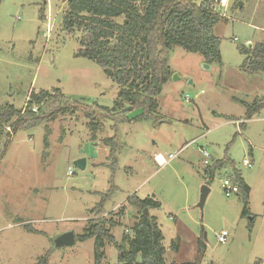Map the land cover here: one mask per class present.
I'll return each mask as SVG.
<instances>
[{
	"label": "rangeland",
	"instance_id": "obj_1",
	"mask_svg": "<svg viewBox=\"0 0 264 264\" xmlns=\"http://www.w3.org/2000/svg\"><path fill=\"white\" fill-rule=\"evenodd\" d=\"M42 5L0 0V105L23 114L31 93L53 97L29 108L46 120L14 132L9 124L0 128V264H92L93 240L76 237L111 189L101 212L116 216L124 209L112 230L118 242L138 216L128 202L135 195L160 204L149 215L163 233L167 263L264 264V72L245 71L238 50L264 41V0H224L215 7L220 62L207 64L199 54L172 47L171 75L148 121H137L139 109L109 113L118 86L76 56L79 34L62 30V0H46L39 19ZM88 109L104 115L95 130L84 117ZM113 138L120 145L116 163L103 143ZM201 148L211 166L226 162L212 179ZM170 153L178 157L158 167L154 157ZM78 159H85L84 170L74 165ZM244 159L252 166H243ZM234 173L250 187L247 215L236 195H224L222 182ZM202 187L209 193L199 208ZM224 231L228 237L220 244L216 237ZM67 232L75 245L55 248L54 240ZM199 242L205 245L200 252ZM105 253L104 264H118L114 247Z\"/></svg>",
	"mask_w": 264,
	"mask_h": 264
},
{
	"label": "trees",
	"instance_id": "obj_2",
	"mask_svg": "<svg viewBox=\"0 0 264 264\" xmlns=\"http://www.w3.org/2000/svg\"><path fill=\"white\" fill-rule=\"evenodd\" d=\"M45 1L43 0L39 19H43ZM212 2L213 0L199 3L196 0H62L64 9L60 25L64 32L79 34L76 56L95 63L118 86L117 99L109 113L115 115L129 106L132 111L141 110L137 121H148L158 113L157 98L171 75L169 53L172 47L177 46L186 52L199 54L207 64L220 62V39L214 35V27L221 18L211 10ZM238 50L244 56L245 71L264 72V41L250 48L241 46ZM50 98L53 97L49 91L31 93L23 114L13 105H0V128L9 124L14 132L18 128L34 127L40 120H46V115H37L29 108L34 104L42 105ZM261 105L264 106V102ZM97 108L102 112L108 111L107 108ZM83 113L93 130L104 117L94 113L92 109ZM248 115H251L250 112ZM103 143L110 149L109 159L116 163L115 153L120 145H116L114 138L106 139ZM225 164V161H217L213 162V166H206L209 168L208 177L212 179L215 172L224 168ZM230 178L238 187L236 196L243 204L242 214L247 215L250 187L237 173ZM111 193L112 189L101 196V202L93 209L97 213L96 217L89 220L82 234L76 237L80 242L93 240L92 264H104L106 246L115 248L118 264H176L165 260L164 237L157 218L142 213L145 208L151 210L160 207L151 198L140 199L135 195L129 197V204L136 207L139 213L130 234L122 236L120 242L115 240L112 230L120 225L124 209L121 208L116 216L102 214V204ZM203 249L205 245L199 242V252ZM171 250H179L178 241L172 243ZM44 262L41 259L39 264Z\"/></svg>",
	"mask_w": 264,
	"mask_h": 264
},
{
	"label": "built area",
	"instance_id": "obj_3",
	"mask_svg": "<svg viewBox=\"0 0 264 264\" xmlns=\"http://www.w3.org/2000/svg\"><path fill=\"white\" fill-rule=\"evenodd\" d=\"M224 0H213L212 4H211V10L216 12V6L221 3H223ZM236 41V40H234ZM31 111L33 113H36L37 112V108L36 107H33L31 109ZM8 132H9V128L7 129ZM200 153L202 155V157L204 158V164L205 166H208L210 165L209 164V160H210V156L208 155V153L206 152V150H204L203 148H201L200 150ZM178 157V153H170V154H167L166 156H163L162 154H157L155 157H154V161L156 163V165L158 167H164L166 165H168L171 161H173L174 159H176ZM243 166L245 167H251L252 164L250 161H248L247 159H244L243 160ZM73 172L71 171V169L69 168L68 169V175L72 174ZM222 188H223V191H224V195L226 197H230L232 195H237L238 194V187L233 184L230 180L228 179H224L223 182H222ZM227 237H228V233L226 231L220 233L217 235L216 237V240L218 243L220 244H224L227 240Z\"/></svg>",
	"mask_w": 264,
	"mask_h": 264
},
{
	"label": "water",
	"instance_id": "obj_4",
	"mask_svg": "<svg viewBox=\"0 0 264 264\" xmlns=\"http://www.w3.org/2000/svg\"><path fill=\"white\" fill-rule=\"evenodd\" d=\"M248 47H252L251 44L248 45ZM208 68V67H207ZM132 111L131 107L125 108L122 110V112H129ZM74 165L80 169V170H84L85 165H86V161L85 159H78L77 161L74 162ZM209 193V189L207 187H202L201 192H200V199H199V204L198 207L202 208L204 205V201L207 197ZM144 215L149 216V210L148 208H145L142 212ZM75 235L72 232H67L64 233L60 236H58L55 240H54V246L55 248H69V247H73L75 245Z\"/></svg>",
	"mask_w": 264,
	"mask_h": 264
}]
</instances>
